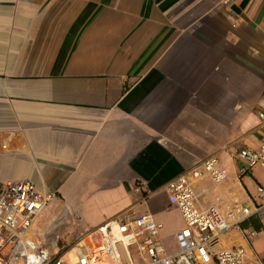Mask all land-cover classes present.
<instances>
[{
	"label": "crops",
	"instance_id": "0c3cea01",
	"mask_svg": "<svg viewBox=\"0 0 264 264\" xmlns=\"http://www.w3.org/2000/svg\"><path fill=\"white\" fill-rule=\"evenodd\" d=\"M258 113L264 0H0V183L58 195L37 242L47 220L90 230L150 214L174 254L183 223L166 185L210 158L228 178L197 182V207L254 210L264 168L235 154L259 149ZM234 248L264 264V208L214 251Z\"/></svg>",
	"mask_w": 264,
	"mask_h": 264
},
{
	"label": "built area",
	"instance_id": "2783aa9c",
	"mask_svg": "<svg viewBox=\"0 0 264 264\" xmlns=\"http://www.w3.org/2000/svg\"><path fill=\"white\" fill-rule=\"evenodd\" d=\"M261 138L258 150L236 152L250 170L264 168V113H258ZM9 151V139L0 133V155ZM228 178L216 158L199 163L166 185L168 202L180 214L183 228L176 233L178 250L165 253L163 225L150 214L124 213L77 240L73 258L50 253L30 237L37 218L55 201L53 192L41 191L29 181L0 183V264H245L242 248L214 251L220 238L264 208V188L257 189L262 204L254 210L234 203L227 214L219 203L197 207V182L208 179L219 186ZM255 233H250L254 236Z\"/></svg>",
	"mask_w": 264,
	"mask_h": 264
},
{
	"label": "rangeland",
	"instance_id": "374dc122",
	"mask_svg": "<svg viewBox=\"0 0 264 264\" xmlns=\"http://www.w3.org/2000/svg\"><path fill=\"white\" fill-rule=\"evenodd\" d=\"M56 196L58 198V195ZM62 197L65 200L64 195ZM45 227L43 232L40 234L37 233L39 236V243L50 253H58V256L66 255V258L74 257L75 251L73 249L76 246L78 238L88 231L84 230L77 221L60 226L57 220H53L49 223L47 220Z\"/></svg>",
	"mask_w": 264,
	"mask_h": 264
},
{
	"label": "bare ground",
	"instance_id": "6f19581e",
	"mask_svg": "<svg viewBox=\"0 0 264 264\" xmlns=\"http://www.w3.org/2000/svg\"><path fill=\"white\" fill-rule=\"evenodd\" d=\"M72 256V255H71Z\"/></svg>",
	"mask_w": 264,
	"mask_h": 264
}]
</instances>
